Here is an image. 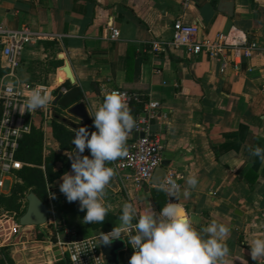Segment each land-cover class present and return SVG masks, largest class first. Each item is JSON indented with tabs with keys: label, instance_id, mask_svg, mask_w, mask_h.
I'll list each match as a JSON object with an SVG mask.
<instances>
[{
	"label": "crops",
	"instance_id": "0c3cea01",
	"mask_svg": "<svg viewBox=\"0 0 264 264\" xmlns=\"http://www.w3.org/2000/svg\"><path fill=\"white\" fill-rule=\"evenodd\" d=\"M221 1L191 0L185 7L184 0H0V25L10 31L26 27L39 38L22 55L17 79L23 85L45 84L55 90L69 82L61 72L68 62L75 79L70 84L80 88L90 116L112 89L159 100L161 109L151 118V129L162 142L163 160L170 161L164 169L175 174L180 187L178 198L164 192L165 204L169 200L181 204L198 229L212 220L230 227L229 253L223 264H264V258L251 259L249 246L253 238L264 237V162L249 153L250 145L264 147V0L229 1L232 15L225 12ZM179 18L197 24L203 38L214 40L224 33L230 43L241 44L239 48L255 42L258 49L248 58L230 56L225 73L220 71V62L205 53L189 56L184 50L154 51L153 42L171 40L172 26ZM113 29L119 31L115 40ZM130 47L146 56L138 80L133 72L128 77ZM45 130L49 135L53 131L51 126ZM136 137L133 129L126 146ZM118 159L108 166L113 168ZM188 175H196L198 185L185 198ZM114 179L117 189L107 186L106 190L115 197L133 203L138 213L149 207L159 211L152 194L158 186L137 187L117 174ZM49 189L48 184L46 202L53 206L48 225L55 215L77 237L101 234L83 223L79 214L59 210L55 195L48 199ZM104 201L119 221L121 208L114 211L117 202L108 203L105 197ZM1 222L7 228L3 230L6 239L36 227H19L14 219ZM37 227L43 237L50 229ZM121 238L125 248L120 262L128 264L131 252L124 234ZM42 247L44 252L33 258L30 252L21 257L13 248L12 258L16 264L62 261L50 252L48 243Z\"/></svg>",
	"mask_w": 264,
	"mask_h": 264
},
{
	"label": "clouds",
	"instance_id": "9594fccd",
	"mask_svg": "<svg viewBox=\"0 0 264 264\" xmlns=\"http://www.w3.org/2000/svg\"><path fill=\"white\" fill-rule=\"evenodd\" d=\"M50 96L39 85L33 87L25 98L27 109L45 107ZM92 129L82 126L75 130L72 139L74 151H65L71 171L60 177L59 191L68 202L78 201L84 211L82 222L102 223L109 211L104 196L106 187L116 175L108 162L128 155L126 140L136 126L131 109L122 96L113 91L106 94L102 103L91 114ZM87 148L88 154L84 155ZM249 153L264 162V147L250 145ZM158 183V190L169 197L178 198L180 187L176 180L167 177ZM183 195L198 185L196 175L185 178ZM54 196V194H51ZM128 233L127 244L133 249L128 264H223L229 253L226 238L230 227L212 220L197 228L194 217L179 203L169 200L159 211L147 208L138 213L137 207L125 201L121 207L119 224L98 236L100 244H110ZM250 257L256 261L264 258V237L249 243Z\"/></svg>",
	"mask_w": 264,
	"mask_h": 264
},
{
	"label": "built area",
	"instance_id": "2783aa9c",
	"mask_svg": "<svg viewBox=\"0 0 264 264\" xmlns=\"http://www.w3.org/2000/svg\"><path fill=\"white\" fill-rule=\"evenodd\" d=\"M190 1L184 0V6L186 7ZM172 29L173 34L170 41L152 43L154 51L184 50L189 56L205 53L220 62L222 73H225L227 69L230 56L238 55L248 58L252 56L253 51L258 49L255 42L239 48L241 44L230 43L224 33L218 34L214 40L203 38L197 24H186L181 18L174 22ZM118 37V29H113L111 38L115 40ZM37 40L39 38H36L29 28L10 31L0 25L1 67L7 70L3 76H0V196H10L14 187L23 183L19 172L24 167H31L30 164L18 158L22 140L32 132L37 122H40L44 128L51 125L56 109H60L56 103L57 97L69 92L64 84H60L55 90H50L45 84H39L41 89L49 94V103L43 108L31 111L27 109L25 98L37 85L21 84L17 79V71L25 49ZM113 91L122 96L128 107L133 103L142 102L140 96L135 93L120 88L112 89L108 93ZM160 109L159 100L149 99L144 103L143 110L137 115L134 127L137 137L127 144L128 155L119 158L113 167L121 180H130L137 187L149 185L156 170L163 162L162 142L159 135L151 129L150 124L151 118L156 116ZM167 177L175 179V174L166 172L160 183L164 182ZM28 194L27 192L23 199L25 209ZM51 194L52 191L49 189V200L53 196ZM46 203L48 209L53 210L52 204ZM47 223L42 226L50 227L44 234L49 250L53 255L55 253V257L59 254L60 260L65 264H107L98 237H77L74 230L64 221L58 220L55 215L52 216L50 224ZM124 237L127 242L128 233H124ZM128 246L132 255L133 249L130 245Z\"/></svg>",
	"mask_w": 264,
	"mask_h": 264
},
{
	"label": "trees",
	"instance_id": "16d2710c",
	"mask_svg": "<svg viewBox=\"0 0 264 264\" xmlns=\"http://www.w3.org/2000/svg\"><path fill=\"white\" fill-rule=\"evenodd\" d=\"M134 47H130L128 50V57H127V66H128V77L131 76L132 72L135 73V80H138L140 76V68L145 60L146 56L141 55L139 56L136 54ZM5 70H0V75H3ZM69 91L74 88L67 82L64 84ZM131 92V91H129ZM133 93V92H131ZM140 96L142 102L141 103H133L129 108L131 109V114L133 115L134 119L136 120V115L139 114L143 110L144 103L148 100L145 95L141 93H135ZM63 109H56V114L63 115ZM92 125V124H91ZM51 126L53 129V135L55 140L59 144V148L64 151H71L72 150V139L74 136V131L68 128L63 123L59 122L57 119H53L51 121ZM90 130L92 127L90 126ZM42 134H37L35 130L32 131L31 134L25 136L22 140L20 145V150L18 152V158L26 164L29 162H35L36 167H24L19 175L22 179V184H17L10 196H0L1 201H7L8 208L11 210H16L20 212L23 199L25 198L26 193L34 192L36 193L42 200L46 199L47 196V185L52 184L53 182L60 179L62 174L70 169V160L65 156L57 155L51 156L52 158L49 161L45 162V172L40 168L43 164L42 160ZM60 159V160H59ZM60 162L61 168L57 171H54V163ZM153 201L156 208L159 210L165 205L166 196L163 191L158 189L153 190ZM62 195L54 196V202L57 207L62 206ZM61 211L64 212H73L83 217V211L79 209L78 201L74 202H65L64 207L61 208ZM24 212V211H23ZM26 212V210H25ZM24 212V213H25ZM117 217L110 213L105 216V220L102 223H89L87 224L88 227H91L94 230L100 231L101 233H107L112 229V227L116 226L115 221ZM9 263H13L10 258H8ZM0 264H5L2 260H0ZM59 264H64L62 261ZM120 264H126L125 262H120Z\"/></svg>",
	"mask_w": 264,
	"mask_h": 264
},
{
	"label": "water",
	"instance_id": "95a60500",
	"mask_svg": "<svg viewBox=\"0 0 264 264\" xmlns=\"http://www.w3.org/2000/svg\"><path fill=\"white\" fill-rule=\"evenodd\" d=\"M223 1L225 2V12L229 15H232L233 5L231 2H229L232 0H222L221 4L224 3ZM61 72H63L67 81H69L72 85L75 84V79L71 72L68 62L65 63V66L61 69ZM56 103H59L60 108H62L68 115V117H66L55 113L54 118L57 119L59 122L63 123L68 128L74 131L82 126H89L90 128L92 124L91 116L89 114L86 103L81 99L80 88L74 87L64 96H58L56 99ZM72 118L77 119L80 122H75L74 120H72ZM139 136L142 137V135ZM86 151L87 148L85 149V152ZM169 164V160H163L161 167L156 170L151 180V184L158 186L157 182H161L162 179L165 177L166 170L164 168L168 167ZM108 186L112 189H117V185L114 178L112 179V181H110V184ZM52 194H54L55 196L63 195L59 191V188L53 190ZM26 200V212L19 219V224L23 227H37L45 225L48 222L49 214L47 203L34 192H30L27 195ZM124 248L125 240L123 238L116 239L110 244L101 243V250L107 261V264H120V253ZM56 254H58V252ZM60 258L61 257L58 254L57 259L59 260Z\"/></svg>",
	"mask_w": 264,
	"mask_h": 264
},
{
	"label": "rangeland",
	"instance_id": "374dc122",
	"mask_svg": "<svg viewBox=\"0 0 264 264\" xmlns=\"http://www.w3.org/2000/svg\"><path fill=\"white\" fill-rule=\"evenodd\" d=\"M33 130H35V132L37 134L38 133L42 134V141H43L42 160H43V164H42V166H40V168H42V170L44 172H45V168H46L45 162L46 161L48 162L49 159L52 158L51 156H54L55 154H57V155L65 156L66 158H68L65 155V151L61 150L59 148V144L54 138L53 131H51V134L49 135L48 131H46V130L44 131V127L41 125L40 122L36 123V126L34 127ZM71 151H74L73 144H72V150ZM71 151H69V152H71ZM29 164L32 167H36L35 162H29ZM53 168H54V171H57L59 168H61V163L60 162L54 163ZM60 182L61 181H55L52 184H49V188L51 190H53V188L54 189L58 188ZM47 188H48V185H47ZM105 191L106 192H105L104 197L108 203L117 202L116 206H118V207H115L114 211H117L118 208H121L122 204L125 202V200H123L122 197L121 198L115 197L113 192H111L109 190H105ZM62 196H63L62 197L63 199L61 201L62 206L58 207L59 210H61V208L64 207L65 202L67 201L65 196L64 195H62ZM44 201L46 202V199ZM25 210L26 209L24 208L23 203H22V207H21L20 212H17L16 210H11L10 208H8L7 201H1L0 200V260H2L5 264H11V263H9L8 258H10L12 260V262H13L12 264H16L14 259L12 258V250L11 249H13V248H16V250H17L16 252L21 257L23 255H25L26 252H30L31 253L30 256L32 258L36 253L44 252V248L42 247V245L46 246L47 240L42 236V234L38 230V227H32L33 229H27V231H25L24 233L22 231H19L17 236H15V237L12 236L11 235L12 233H11L10 237L8 236L7 239L5 238V236H7V234H6V232H3V230L6 231L7 228L4 225H2L3 223L1 221L6 220V219H14L15 221H17V224L19 226V219L21 218V216H23ZM83 214H84V211H83ZM118 224H119V221H118V219H116L115 225L117 226ZM41 243H45V244H41ZM16 258H17V256H16ZM18 259L20 260L19 257H18ZM22 260H24V259H22ZM29 262L32 263V262H34V260L31 259Z\"/></svg>",
	"mask_w": 264,
	"mask_h": 264
}]
</instances>
